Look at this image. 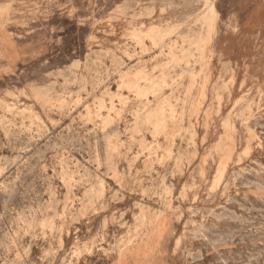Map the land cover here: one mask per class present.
Wrapping results in <instances>:
<instances>
[{"label":"rangeland","instance_id":"374dc122","mask_svg":"<svg viewBox=\"0 0 264 264\" xmlns=\"http://www.w3.org/2000/svg\"><path fill=\"white\" fill-rule=\"evenodd\" d=\"M0 264H264V0H0Z\"/></svg>","mask_w":264,"mask_h":264},{"label":"bare ground","instance_id":"6f19581e","mask_svg":"<svg viewBox=\"0 0 264 264\" xmlns=\"http://www.w3.org/2000/svg\"><path fill=\"white\" fill-rule=\"evenodd\" d=\"M214 5V4H213ZM186 102V101H185Z\"/></svg>","mask_w":264,"mask_h":264}]
</instances>
